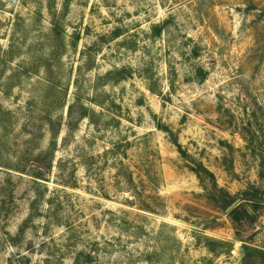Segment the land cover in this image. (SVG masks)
Instances as JSON below:
<instances>
[{
    "label": "rangeland",
    "instance_id": "1",
    "mask_svg": "<svg viewBox=\"0 0 264 264\" xmlns=\"http://www.w3.org/2000/svg\"><path fill=\"white\" fill-rule=\"evenodd\" d=\"M253 251L264 0H0V264H264Z\"/></svg>",
    "mask_w": 264,
    "mask_h": 264
},
{
    "label": "trees",
    "instance_id": "2",
    "mask_svg": "<svg viewBox=\"0 0 264 264\" xmlns=\"http://www.w3.org/2000/svg\"><path fill=\"white\" fill-rule=\"evenodd\" d=\"M179 148V153L183 156H186V154L182 151L181 146L178 145ZM199 169H192L194 174L196 175L197 179L199 180V182L201 183L202 187L205 188L204 190L208 193V195L212 198H215V194L219 195V198H224L227 200L226 202V208L230 209L229 211V216L231 218V220H234V215L237 214V212L239 211L238 208H234V203L236 201H234L233 198L230 197V195L223 191L221 188H219L215 176L212 172H210L208 169H206L204 166L199 165L198 166ZM41 174V173H40ZM39 179V178H37ZM206 184L211 185L210 187H207ZM254 202L253 205H258L255 201H251ZM261 255H264L263 252L261 251H253L251 254L247 255V257H260Z\"/></svg>",
    "mask_w": 264,
    "mask_h": 264
}]
</instances>
